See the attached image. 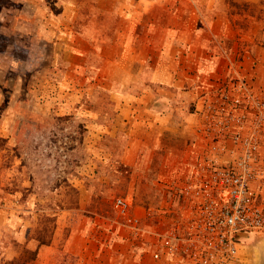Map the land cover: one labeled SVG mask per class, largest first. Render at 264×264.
<instances>
[{"label":"rangeland","instance_id":"obj_1","mask_svg":"<svg viewBox=\"0 0 264 264\" xmlns=\"http://www.w3.org/2000/svg\"><path fill=\"white\" fill-rule=\"evenodd\" d=\"M191 9L196 34L215 55L241 37L236 62L248 63L232 65L226 77L245 76L264 91V0H0V112L12 124L0 127V264H23L29 251L50 244L64 211L75 221L99 214L112 224L116 196L144 206L151 227L186 211L164 186L179 176L159 178L165 146L183 145L168 139L145 157L142 149L133 167L122 161L128 130L112 136L100 125L116 104L111 92L138 83L130 74L149 72L138 58L158 54L151 25L181 22L177 11ZM216 18L231 37L210 36ZM67 235L51 264L69 262L61 250ZM133 243L138 264H156L149 243ZM238 254L240 264H264V239L250 233Z\"/></svg>","mask_w":264,"mask_h":264},{"label":"built area","instance_id":"obj_2","mask_svg":"<svg viewBox=\"0 0 264 264\" xmlns=\"http://www.w3.org/2000/svg\"><path fill=\"white\" fill-rule=\"evenodd\" d=\"M195 114L187 173L164 184L186 211L152 228L132 200L116 196L114 221L133 238L145 233L155 261L240 264L241 239H264V91L245 76L211 77Z\"/></svg>","mask_w":264,"mask_h":264},{"label":"crops","instance_id":"obj_3","mask_svg":"<svg viewBox=\"0 0 264 264\" xmlns=\"http://www.w3.org/2000/svg\"><path fill=\"white\" fill-rule=\"evenodd\" d=\"M177 12L175 16L184 19L181 22L157 21L151 25L149 33L154 36L150 35L149 42L153 48L158 49V54L153 57L146 53L138 58L143 68L145 65L149 66V72L143 75L141 71L130 74L129 80L138 83L130 82L111 92V98L116 100V104L112 106L109 118H104L100 125L105 131L110 128L108 132L112 136L120 128L128 130L130 139L122 161L133 167L136 166L140 150L143 149L144 157L147 153L152 156L156 145L161 149L163 142L169 143L168 139H174L175 143L180 142L182 147L174 146L172 149L165 146V160L161 164L159 175L165 182L176 176L183 178L187 173L186 160L192 150L195 119L190 106L197 101L209 78L224 79L232 65H237L235 55L240 53L242 44L241 37H238L228 43L232 47L220 48L219 54L215 55L205 48L203 44L206 43L196 34L199 31L196 10ZM231 30L228 24L216 18L209 28V34L216 38L220 34L231 37ZM155 33L158 37H155ZM1 34L4 33L0 30ZM68 53L66 52V56ZM67 60L69 62L68 58ZM247 60L249 58H243L238 64L246 65ZM6 116L5 110L0 112V127L12 125ZM171 153H174L173 157ZM133 208L143 215L146 214L144 206L133 203ZM58 221V231L53 241L38 249L37 264H51L54 254L60 251L59 240L65 229L68 235L64 238L61 250L68 256L67 264H138L135 251L131 247L136 238L115 221L111 224V221L99 214L83 216L75 221L70 211H64ZM114 232L125 239L113 240ZM142 236L145 240L146 234ZM147 256L145 260H151ZM155 263L165 264L163 261Z\"/></svg>","mask_w":264,"mask_h":264},{"label":"trees","instance_id":"obj_4","mask_svg":"<svg viewBox=\"0 0 264 264\" xmlns=\"http://www.w3.org/2000/svg\"><path fill=\"white\" fill-rule=\"evenodd\" d=\"M40 244H45V242L40 240ZM46 244H48V243H46ZM37 254H38V247L33 251H29L28 260L23 264H26L28 261L34 260L37 257Z\"/></svg>","mask_w":264,"mask_h":264},{"label":"bare ground","instance_id":"obj_5","mask_svg":"<svg viewBox=\"0 0 264 264\" xmlns=\"http://www.w3.org/2000/svg\"><path fill=\"white\" fill-rule=\"evenodd\" d=\"M256 264H261V260L259 262H257Z\"/></svg>","mask_w":264,"mask_h":264},{"label":"water","instance_id":"obj_6","mask_svg":"<svg viewBox=\"0 0 264 264\" xmlns=\"http://www.w3.org/2000/svg\"><path fill=\"white\" fill-rule=\"evenodd\" d=\"M243 235H245V236H246L247 234H246V233H244Z\"/></svg>","mask_w":264,"mask_h":264}]
</instances>
